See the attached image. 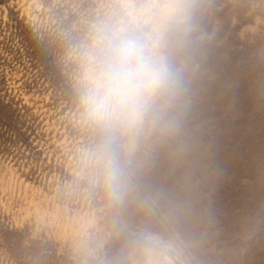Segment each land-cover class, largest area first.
Wrapping results in <instances>:
<instances>
[{
    "label": "rangeland",
    "instance_id": "1",
    "mask_svg": "<svg viewBox=\"0 0 264 264\" xmlns=\"http://www.w3.org/2000/svg\"><path fill=\"white\" fill-rule=\"evenodd\" d=\"M117 35L164 74L106 134ZM0 264H264V0H0Z\"/></svg>",
    "mask_w": 264,
    "mask_h": 264
},
{
    "label": "clouds",
    "instance_id": "2",
    "mask_svg": "<svg viewBox=\"0 0 264 264\" xmlns=\"http://www.w3.org/2000/svg\"><path fill=\"white\" fill-rule=\"evenodd\" d=\"M163 74L140 40L127 35L110 38L83 98L86 116L106 134L136 119L146 94L160 85ZM108 143L106 138L102 148Z\"/></svg>",
    "mask_w": 264,
    "mask_h": 264
}]
</instances>
